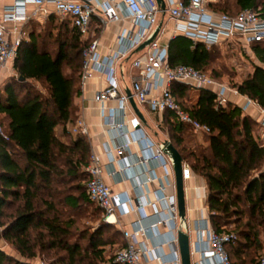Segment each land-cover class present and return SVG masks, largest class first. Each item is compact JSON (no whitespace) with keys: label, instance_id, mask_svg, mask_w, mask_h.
<instances>
[{"label":"trees","instance_id":"obj_1","mask_svg":"<svg viewBox=\"0 0 264 264\" xmlns=\"http://www.w3.org/2000/svg\"><path fill=\"white\" fill-rule=\"evenodd\" d=\"M207 5L217 14L230 16L244 8H264L260 0H218ZM66 19L54 23L53 13L47 17L56 28L54 35L30 28L29 39L20 45L13 63L17 78L0 90V125L7 137L0 135V239L23 258L0 248V264H33L30 260L38 255L46 256V264H118L104 255L108 240L103 230L111 225L81 231L73 214L82 203H94L86 193L89 176L84 168L91 155L87 138L71 137L65 131L66 123L75 118L74 97L80 91L82 52L87 44ZM222 46L206 48L177 35L169 40L168 60L222 81L220 71L206 70ZM250 50L258 64L242 81L228 85L264 108V40L251 42ZM32 82L43 84L45 92ZM191 89L171 84L176 101L208 125L210 132H196L206 138L196 143L188 133L190 127L165 110L162 121L170 143L204 180L213 228L236 234L225 246L231 264H257L264 255V145L253 133L259 123L233 102L216 106L214 94L207 90H199L195 102L186 104ZM231 224L233 229L228 228ZM120 238L122 248V233Z\"/></svg>","mask_w":264,"mask_h":264},{"label":"built area","instance_id":"obj_2","mask_svg":"<svg viewBox=\"0 0 264 264\" xmlns=\"http://www.w3.org/2000/svg\"><path fill=\"white\" fill-rule=\"evenodd\" d=\"M101 8V22L118 23L124 17L131 21V28H121L116 35L117 49L104 58L99 57L98 39L91 25L97 6ZM162 10L156 0H12L0 8V84L1 73L13 64L20 45L29 39L28 25L42 22L53 13L69 18L87 44L82 52L80 87L96 72L103 74L105 86L96 91L94 101L99 105L102 121L115 131L120 141L107 144L104 153L108 164L121 162L118 172L133 181V192H114L104 179V165L91 153L84 170L88 199L105 214V220L121 231L125 245L115 253L118 264H182L178 245V232L188 235L190 264H231L226 244L236 239L232 231L218 232L209 221L208 214L187 221L189 208L185 205V217L178 211L173 161L167 150V142H156L142 129L138 116L133 112L129 95L120 90L117 82L116 60L137 49L158 28V14L167 12L174 21V33L189 38L192 44L201 42L206 48L215 45L240 44L242 51L251 53L250 43L264 40V8H244L235 16L217 14L208 8L210 0H163ZM216 1V0H212ZM144 53L132 65L137 69L130 90L136 104L145 105L152 112L171 111L178 122L195 132L209 133L210 127L193 118L176 101L171 84L178 82L195 90H207L214 94L216 106L235 103L229 95H240L236 88L214 79L209 73L187 64H170L168 45L160 41L159 30ZM109 100L115 107H107ZM242 112L255 107V118L261 129L259 142L264 145V108L245 96ZM128 113H131L129 116ZM69 134L88 135V127L82 116L68 122ZM0 135L7 139L0 125ZM139 145L134 161L128 159L130 146ZM159 168L161 173L156 172ZM108 175L115 174V170ZM183 183L194 173L182 161ZM153 187V188H152ZM197 198L205 199L207 186L194 187ZM152 194V198L147 196ZM185 195V191H184ZM133 216L128 223L122 217ZM127 224V225H126ZM257 264H264V255Z\"/></svg>","mask_w":264,"mask_h":264},{"label":"crops","instance_id":"obj_3","mask_svg":"<svg viewBox=\"0 0 264 264\" xmlns=\"http://www.w3.org/2000/svg\"><path fill=\"white\" fill-rule=\"evenodd\" d=\"M12 2V0H0V8L4 5H8ZM212 2V1H211ZM214 2V1H213ZM93 3L97 6L95 10V15L92 17V27L94 29V36L98 39L99 47L98 53L100 58H104L105 56L111 54L113 51L117 49L116 43V35L121 28L129 29L131 28V21L129 18L124 17L118 23H106L105 25L101 22V8L96 1ZM209 3V2H208ZM34 23H41V22H32L28 25V30L32 28V24ZM158 27H159V34H160V41L162 44L169 43V40L173 37L180 35L174 33V21L169 18L167 12H160L158 14ZM144 53L143 48H137L125 56L121 57L120 59L116 60V71L115 76L117 82L119 84L120 90L127 91L131 85V81L133 77L137 74V69L133 67V61L138 58L140 55ZM133 57H135L133 59ZM13 64H9L7 69H5L1 73V82L5 78V76L10 75V72L13 71L12 68ZM105 86V78L102 73L96 72L94 75L86 82L83 87H80L79 95L74 97V105L76 107L75 118L78 116H82L86 122L88 127V135H86L87 141L91 148V153H94L98 156L101 163L104 165V179L106 183L112 188L114 192H122L126 191L128 193L133 192V181L130 179H125L121 173L118 172L120 168L121 162L116 161L114 164H108L107 157L104 153V147L107 144L115 145L120 141L119 137L115 135V131L109 130L107 126L104 125L102 118L99 113V105L94 101L93 97L96 91L102 89ZM229 97L235 102L240 105H243L245 102L244 95H232L230 94ZM197 98V97H196ZM116 101L109 100L105 103L107 107H115ZM138 113L137 114L134 109L132 108L133 112L138 116L140 120V124L142 129L148 134V136L152 140H156V142H167L169 140V133L167 130L166 138L163 141H160L164 135L160 129L165 127L162 118L163 113L161 112H152L150 111L145 105L136 104ZM243 114L250 115L252 118L257 117V110L255 107H250L246 112H242ZM130 116L131 113H128ZM74 118V119H75ZM73 119V120H74ZM72 121V120H71ZM69 122V121H68ZM68 122L65 125V131L68 133ZM59 132V131H58ZM159 132L162 134L160 135ZM71 137H75L71 135ZM154 140V141H155ZM139 151V145L137 143H133L130 146V151L127 154L128 159L130 161H134L135 153ZM115 170V174L108 175L109 171ZM156 172L159 174L161 173L159 168H156ZM193 179V180H192ZM192 184L194 187H198L203 185L205 182L204 180L197 176L193 175L192 177ZM189 180V181H191ZM153 188V187H152ZM192 199L195 200L194 197L195 193L191 191ZM147 196L152 198V194L149 193ZM193 210V207L189 208V212ZM133 216L129 217H122L121 221L128 223ZM127 225V224H126Z\"/></svg>","mask_w":264,"mask_h":264},{"label":"rangeland","instance_id":"obj_4","mask_svg":"<svg viewBox=\"0 0 264 264\" xmlns=\"http://www.w3.org/2000/svg\"><path fill=\"white\" fill-rule=\"evenodd\" d=\"M211 1L212 0L208 2ZM260 1L264 3V0H260ZM53 17H54V23L67 21L66 18L59 17L55 14H53ZM46 21L47 19H45L41 23H34L32 24V27L36 31H42V32L44 31L45 36H47L48 33L54 35L56 33V28L51 27L50 23ZM241 48L242 47L240 46V44H236V46L234 45L233 47H231V49L229 48L228 50H226L225 46L223 45L222 48H219V50L217 51L218 53H216V57L214 61L206 70L210 72L212 69H217L218 71H220V77L222 81L227 84H235L242 81L248 73L252 72L253 65L258 64V61L251 53H249L248 55L245 52H243ZM134 58L135 57H133V59ZM11 78L14 79L17 78V73L14 70V68L13 71L10 72V75L5 76V78L2 80L0 84V90H2L5 83H7ZM32 83L39 91L45 92L43 84L37 82H32ZM198 91L199 90H195V89L189 90L186 104L195 102ZM160 130L164 132L165 135L160 140L163 141V139L167 137L166 134L169 133V130L166 126L161 128ZM260 132H261L260 127L253 128V133L257 140H259ZM188 133L193 136L196 143L199 142L202 143L206 139L203 135L196 133L190 128H188ZM159 134L161 135L162 133L159 132ZM192 180L184 183L185 205L187 208L193 207V210L191 212H188L187 214V221L189 222V224L193 218L203 217L208 214V210L205 204V199L203 197L201 198L194 197L195 200L192 199L191 191L195 186L194 184H192ZM73 214L77 221V228L78 230L81 231L83 230H86L88 232L94 231L98 228L105 227L104 226L105 223L111 225L110 227L107 226L105 230H103V237L108 240V244L104 246V255L106 259L112 257L111 259L115 263L114 261L115 253L121 246V238H120L121 231L116 227V225L109 223L105 220V214L96 204L82 203L80 209L74 211ZM233 227L234 225L232 224L228 226L229 229H233ZM81 242L83 244L85 243V241H81ZM0 248L3 249L6 253L12 255L13 257L19 260H23V258L15 250H13L11 246L4 243L2 239H0ZM30 261L33 264H46L48 259L46 258V256L44 257L42 255H38L35 259H31Z\"/></svg>","mask_w":264,"mask_h":264},{"label":"water","instance_id":"obj_5","mask_svg":"<svg viewBox=\"0 0 264 264\" xmlns=\"http://www.w3.org/2000/svg\"><path fill=\"white\" fill-rule=\"evenodd\" d=\"M157 3L159 4L160 8L162 10L165 9V3L163 0H156ZM159 30V27L156 28L155 32L153 35L146 40L144 43H142L139 48H144L145 46L148 45V43L151 41V39L157 34ZM127 95H129V102L134 111L138 113L136 103L134 99L131 96L130 90L126 91ZM167 150L169 155L172 158L173 161V170H174V180H175V186H176V197H177V202H178V211L179 215L181 218L185 217V195H184V183L182 180V174H181V162L182 159L179 155V153L176 151V149L171 145V143H167ZM178 245H179V251L181 255V262L182 264H190V259H189V250H188V235L184 232H178Z\"/></svg>","mask_w":264,"mask_h":264}]
</instances>
